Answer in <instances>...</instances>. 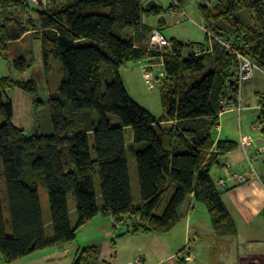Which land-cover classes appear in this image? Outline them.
<instances>
[{
	"label": "trees",
	"instance_id": "trees-1",
	"mask_svg": "<svg viewBox=\"0 0 264 264\" xmlns=\"http://www.w3.org/2000/svg\"><path fill=\"white\" fill-rule=\"evenodd\" d=\"M33 5L30 0H0V57L8 59L9 43L27 31L22 19L9 12L18 10L21 18L35 10L34 26L39 29L35 37L41 41L45 65L52 57L59 59L64 79L48 97L53 131L42 134L14 123V104L8 97L10 90L21 88L36 98V81L0 77V264L71 243L99 215L113 218L115 226L124 229L123 235L169 232L179 224L180 208L192 196L208 210L215 234L237 235V224L213 173L224 167V155L239 146L236 140L217 137L223 102L238 101L240 94L237 55L216 40L213 51L200 55L195 54L196 48H205L208 41L196 44L172 37L169 53L152 49L148 43L136 45L134 29L144 27L149 33L154 29L145 24V16L178 9L174 4L166 9L154 1L145 5V0H67L48 1L45 10ZM200 9L206 29L235 41L264 71V0H216L213 8L206 4ZM163 21L161 17V30ZM133 60L163 61L164 77L159 83L166 114L162 118L128 94L120 69ZM13 63L19 71L33 64L23 56ZM257 96L256 122L264 136V93ZM93 111L99 114L98 121ZM107 113L117 115L121 125H112ZM125 127L134 132L129 143ZM128 151L137 164L142 198L138 206L132 196ZM96 174L101 179L102 205ZM40 185L49 194L51 237L45 230ZM69 193L77 203L74 226ZM98 253V246L85 247L76 264H88L87 256L98 257Z\"/></svg>",
	"mask_w": 264,
	"mask_h": 264
},
{
	"label": "rangeland",
	"instance_id": "rangeland-1",
	"mask_svg": "<svg viewBox=\"0 0 264 264\" xmlns=\"http://www.w3.org/2000/svg\"><path fill=\"white\" fill-rule=\"evenodd\" d=\"M48 1L59 4L61 2H66L67 0H30L31 4L35 3V5H33V8H36V10H45ZM152 1L166 9H168L173 4L172 0H145V5H148V3ZM208 2L211 8H213V6L216 4V0H181L182 9L187 13V16H184L182 14L181 9H176L164 12L161 15L151 14L149 16H145L144 22L147 25L156 26L158 28L159 20L161 17H163L168 22L165 26H163L162 29V32L166 37H176L184 41L203 43L208 41V39L206 37V31L203 29V27L205 26V20L200 8L201 6L206 5ZM21 11L24 12L25 10L21 9ZM18 12L20 11L17 10L16 12H9V14L13 16V18H19L20 20L22 19L27 31L18 41L9 43L7 49L9 56L8 59L0 57V77L11 76L21 81H28L29 79H34L36 81L38 87L37 94L35 96L36 98H34L33 95L21 88H15L8 92V97L13 101L14 104V123L25 127L26 130H28L29 120H34V122L37 124V128L41 129L40 133H52L53 129L48 112V97L50 93L58 91L62 84V81L64 79L62 64L59 59L52 57L49 61V64L45 65L42 54L41 41L35 37L36 32L39 30L37 26H34V22L37 18L36 11L31 9L30 11L25 12V15H23V17L21 15V18L19 17L21 13ZM177 16L180 20L174 22ZM2 20L3 18L0 15V22ZM18 56H23L27 60V62L33 63L32 66L25 71H19L13 63V59ZM147 64L151 65L150 80L152 81V84L148 83L145 73L143 72L142 62L140 61H128L121 67L120 74L126 86L127 92L131 96V98H133L137 103L146 108L156 118L159 119L166 114L163 105V93L161 90V84L159 83V80H157V75H159L160 73H164V65L161 67V69H158L160 62L154 61L150 63L148 62ZM206 65V70H208L210 68V62L208 61ZM162 76L164 77V74ZM106 81L107 79L104 78V87ZM258 92L264 93V71L261 70H257L253 78L243 84L241 92L242 104L248 106V108L242 111L241 114H239V112L237 111L223 113L224 119H226L227 117L233 118V120L235 121L233 125L237 131H239V129L242 127L241 124H243V128L248 133H251L253 136L261 135V131H259L256 122L259 113L257 96ZM30 97L32 99H30ZM6 98L7 97L5 96V99ZM29 100H31V102ZM256 105L258 106L256 107ZM227 109L229 110L228 107ZM93 116L96 121L99 120V114L96 111H93ZM107 119L114 126L121 125L119 117L115 114L107 113ZM2 121L3 118L0 115V124L2 123ZM49 128L50 132H47ZM133 138L134 132L132 127H125V139L127 143L131 142ZM127 154L133 201L134 204L138 206L141 204L142 198L137 173L136 159L134 158V154L130 151H128ZM0 173H2L1 162ZM95 185L97 194L99 196L98 203L99 205H102L103 199L100 195L101 179L99 174H96L95 176ZM1 186L3 193L2 197L4 215L6 221L8 222L9 212L6 202L4 179L2 178ZM39 194L46 234L48 237H51L53 235V228L50 216L49 194L44 185L39 186ZM168 198L169 197L167 195L165 199H163L162 204L158 210L159 213H161L165 208ZM68 204L70 209L71 223L74 226L76 225L78 214L76 199L72 193L68 194ZM109 218L110 217L99 215L96 217L94 223L91 221L92 223H88V225H86L85 227L83 226L79 230L78 237L73 242L63 245L64 247H52L49 249L38 251L40 253L25 256L23 257V259H19L17 260V262L15 261V264H76L82 255L81 253L83 247H86V241L93 238H99L103 233H105V231L107 230L105 223H108V226L111 229L115 230L116 235L119 233L123 235L124 229L113 228L111 223L113 221H111V219ZM113 239L117 240V237H114ZM130 242L131 241L127 242L128 246L130 245ZM79 244L81 245V250L77 252ZM99 247V263H95L93 261V254H90L89 256H87L88 264H105L103 262L104 259L107 260V262L110 261L111 263H114L113 260H116V257L113 255L116 248H114L115 244L113 243V241L111 239L106 240V242L99 245ZM50 253V256H45Z\"/></svg>",
	"mask_w": 264,
	"mask_h": 264
},
{
	"label": "crops",
	"instance_id": "crops-1",
	"mask_svg": "<svg viewBox=\"0 0 264 264\" xmlns=\"http://www.w3.org/2000/svg\"><path fill=\"white\" fill-rule=\"evenodd\" d=\"M178 18L177 16L174 22L180 20ZM167 23L164 18L163 26ZM150 27L156 28V26ZM133 34L136 45L142 46L149 42L150 33L144 27L134 29ZM136 34L138 38L135 37ZM150 61L141 60L140 62L148 63ZM30 99L32 98L30 97ZM29 101L31 102V100ZM241 105L243 109L239 114L248 108L242 104V98ZM235 111L237 110L225 109L221 112V124L217 137L236 140L239 142V146L224 155L221 162L222 165L225 164L224 167L222 169L215 168L213 173L216 180L220 178L226 180L225 186H219L223 201L237 224V235L218 236L215 234L208 210L197 203L192 196L180 208L181 220L179 224L169 232L139 231L134 234L121 235L119 233L116 235L115 230L105 223L107 227L105 233L99 238L87 240L85 246L100 248L99 245L105 243L106 240L117 237L113 255L116 260L111 263L104 259L105 264H264V136L262 134L253 136L243 128V124L237 131L234 128L235 121L232 117L223 118L224 112ZM257 127L261 131L260 126ZM28 128L30 131L41 132L34 120H29ZM47 132H50V128ZM243 137L253 138V145L244 147L241 144ZM229 171L245 176L246 180L242 182L237 178L230 177ZM95 219L92 220L93 223ZM109 219L113 221L111 222L113 228L121 227L120 224L115 226L116 222L113 218ZM128 241H131L129 246L127 245ZM189 243L195 247L196 252L193 257L186 258L182 255V251ZM80 250L81 245L79 244L77 252ZM36 253L40 252L32 254ZM50 255L51 253L45 256ZM93 261L99 263L100 260L98 257H93Z\"/></svg>",
	"mask_w": 264,
	"mask_h": 264
},
{
	"label": "built area",
	"instance_id": "built-area-1",
	"mask_svg": "<svg viewBox=\"0 0 264 264\" xmlns=\"http://www.w3.org/2000/svg\"><path fill=\"white\" fill-rule=\"evenodd\" d=\"M172 1H173V4L177 6L178 9L182 10V14L184 16H187V13L182 9V4L180 2L181 0H172ZM207 4L210 6L209 2ZM203 29L206 31V36L208 39V46H205V48L198 46L195 50L196 55H200L205 52L213 51V42L216 40V41H219L228 50L233 51L239 59V69L237 71V78H238L239 89H240L239 98H238V101H231V100L224 101L223 110L227 109L228 107L229 110H237L238 112H241V110L243 109L241 105V98H242L241 90H242L243 84L251 80L254 74L257 72V70H261V71L263 70L259 67V65L252 58H250L249 56L241 52V50L239 49L240 45H237L235 41L217 36L215 33L206 29L205 27H203ZM148 46L162 53H165V52L169 53L171 51L170 40L163 34L162 30L159 28H154L151 31ZM142 65H143V72L145 73L148 83L152 84V81L150 80L151 78L150 66L151 65L145 62H142ZM162 66H163V61L160 62L158 69H161ZM163 74L164 73H160L159 75H157V80H159ZM258 108H260V106H258ZM253 141H254L253 138L243 137L241 140V144L244 147H250L251 145H253ZM229 175L230 177L237 178L239 181H242V182L246 180V177L241 174H234L229 171ZM217 183L221 186H225L226 180L224 178H220L217 180ZM195 252H196L195 247L189 243L183 249L182 255H184L186 258H190L195 255Z\"/></svg>",
	"mask_w": 264,
	"mask_h": 264
}]
</instances>
